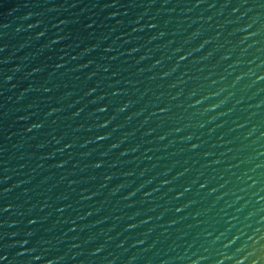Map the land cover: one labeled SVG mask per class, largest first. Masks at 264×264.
<instances>
[{
	"label": "water",
	"instance_id": "95a60500",
	"mask_svg": "<svg viewBox=\"0 0 264 264\" xmlns=\"http://www.w3.org/2000/svg\"><path fill=\"white\" fill-rule=\"evenodd\" d=\"M0 264H264V0H0Z\"/></svg>",
	"mask_w": 264,
	"mask_h": 264
}]
</instances>
